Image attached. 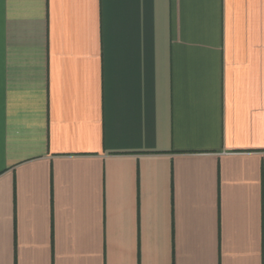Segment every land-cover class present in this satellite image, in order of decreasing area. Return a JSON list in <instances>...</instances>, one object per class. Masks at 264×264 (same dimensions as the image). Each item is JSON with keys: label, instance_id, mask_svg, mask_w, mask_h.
I'll return each instance as SVG.
<instances>
[{"label": "crops", "instance_id": "1", "mask_svg": "<svg viewBox=\"0 0 264 264\" xmlns=\"http://www.w3.org/2000/svg\"><path fill=\"white\" fill-rule=\"evenodd\" d=\"M0 264H264V0H0Z\"/></svg>", "mask_w": 264, "mask_h": 264}]
</instances>
